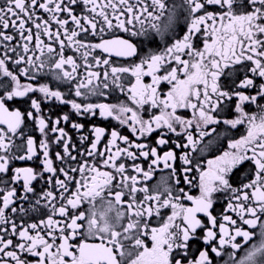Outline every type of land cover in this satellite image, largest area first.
<instances>
[{
	"label": "snow or ice",
	"instance_id": "6c2138e0",
	"mask_svg": "<svg viewBox=\"0 0 264 264\" xmlns=\"http://www.w3.org/2000/svg\"><path fill=\"white\" fill-rule=\"evenodd\" d=\"M178 7L186 14L182 38L159 53L144 52L152 33L163 39L173 31ZM113 57L140 61L121 66ZM163 82L170 85L166 93L159 91ZM117 92L126 99L105 102ZM260 100L264 0H182L172 7L167 0H0V264H214L213 256L228 248L230 264H264ZM14 103L26 107H10ZM50 103L70 110L53 119V110L43 107ZM248 105L259 111L249 113ZM109 119L121 127L92 123ZM221 125L225 132L217 134ZM240 125L246 134L230 139L205 167L195 155L215 142L204 144L205 138H227V130ZM141 158L150 160L147 171L136 163ZM34 160L37 167H14ZM161 164L175 185L162 178L151 189L141 186ZM193 172L195 197L179 188L181 175L193 184ZM37 181L47 188L31 201ZM221 195L227 206L217 216ZM42 208L49 214L23 219ZM168 208L163 224L149 229L146 218ZM257 227L258 243L236 259L238 238L249 243ZM194 241L205 247L188 259Z\"/></svg>",
	"mask_w": 264,
	"mask_h": 264
},
{
	"label": "flooded vegetation",
	"instance_id": "af4514ba",
	"mask_svg": "<svg viewBox=\"0 0 264 264\" xmlns=\"http://www.w3.org/2000/svg\"><path fill=\"white\" fill-rule=\"evenodd\" d=\"M182 3V0H167V4L169 5V7H172L173 5L179 6ZM186 14L183 13V10L180 9L179 7L177 8V23L175 28L173 29L172 32H170L169 34L165 35L163 37V39H161L160 36L155 35L154 33L151 34L152 37H154V39H152V43H147V41H145V48H144V52H146L148 49H151L152 51H155L157 53L163 51L166 47L170 46L175 39L177 38H182V36L184 35V32L186 31ZM137 27H139L137 25ZM121 36L126 37L127 33H117ZM105 38H111L110 36H107ZM151 38V37H150ZM197 46L202 48V43L200 40H197ZM144 52L141 53V55H144ZM69 54H71L69 52ZM97 55H102V53L97 52ZM187 58V57H185ZM114 63L121 65V66H128L134 63H139L140 61V57H134V58H117V57H113L112 58ZM173 66H175V64H173ZM170 70V69H169ZM161 75L164 74V72L162 71L160 73ZM127 81L130 82H135L134 78L131 77L130 75L126 77ZM51 81V77L48 78V80H41V83H46ZM27 82L26 80H24L22 78V83ZM143 82L144 84H150L152 82V78L150 76H145L143 78ZM54 83V82H53ZM257 83H259V80H257ZM127 86V84H126ZM170 88V85L167 84V82H163L161 83V85L159 86V91L162 93H166ZM66 91V89H64ZM251 91V90H250ZM252 94H254V92H252ZM37 95H39L37 93ZM126 97L124 95H120L118 92L115 93L114 95L110 96L105 102L108 103H116L119 101H123L125 100ZM259 103L261 105H264V100H260ZM10 107L15 108V107H21V108H25L26 104H21V103H14L11 104ZM45 112H47L49 109H52V115H53V119L55 118L56 115H59L60 113L63 112H68L70 109L67 106H59L57 107L55 104H44L43 105ZM246 111H248L249 113H256L259 111V109L257 108L256 105H248L246 107ZM159 110L158 109H153L151 114H158ZM178 114L183 116V117H190L191 116V110H184V109H180L178 110ZM143 115L144 118L147 119L150 115L149 111H148V107L145 106V109L143 110ZM73 120H77L78 118L76 116L73 115L72 117ZM80 122H84L87 123V121H80ZM92 123H100L101 126L106 127L109 131H111L113 128H117L119 129L121 126L114 120H105V121H99V120H95L92 121ZM70 134L73 136L74 140L77 139V134L75 132V130H72L69 126ZM87 131V129L85 130ZM217 134L221 133V132H225V126L221 125L220 127L217 128ZM123 134L125 135H130V133L128 132V130L125 128L123 129ZM246 134V125H240L237 126L236 129H229L227 130V138L225 137H214V136H208L205 138L204 140V144H207L209 140H214L215 142L212 144V146L209 148L208 151L204 152V153H200V152H196L195 155L197 158H199L200 156H203V163L205 164L206 167V162L208 159H212L217 155H220L223 151L227 150L228 148V142L230 139H239L242 135ZM37 140L40 139V135L39 133H35ZM156 135L157 134H153L151 139L154 141L156 139ZM172 139H175V137H172ZM181 141H183V138H181ZM101 148H103V145H101ZM59 149H53V152L58 151ZM168 150L167 147H165L162 151H166ZM178 154H179V150H177ZM199 162V159H198ZM40 161L39 160H34V161H16L14 163V167H27V166H32V167H37L39 165ZM129 167H131L132 162L128 161L127 162ZM137 164H140L146 171L148 170V165L150 164V160H144L143 158H141L140 160L136 161ZM59 165L57 164V167ZM249 165H245V168H248ZM134 174V173H133ZM192 177L193 179V184L190 186L188 184H186L184 182L183 176L181 175L180 177V183H179V188H183L184 191L189 194L192 195L193 197L198 196L199 195V177L198 174L196 172L192 173ZM162 178L167 180L168 184L171 185H175V181H176V177L171 176L170 172L166 169H163V165H160V168L158 170H156L153 175L151 176V178L146 182L145 185H141V186H147L149 189H151L154 185H157L159 182L162 181ZM142 179V177H141ZM235 179V178H233ZM35 185V191H36V195L33 196L32 194H29V199L31 201H35V199L40 196L42 194V190L47 188V185H45L42 181H37L34 182ZM22 191V189H21ZM185 206H191V202L190 201H182ZM99 203V202H98ZM23 205L25 208L29 207V202L28 201H17V206ZM227 204H226V198L224 196H217L216 197V203L214 204V215L217 216H221L224 212V209L226 208ZM88 205L85 204L81 207V210H84L85 208H87ZM47 214H49V210L48 209H41V212L38 213H29V216L27 217H23V219L27 222V223H31L33 221V219H40L43 218V216H46ZM171 214V209H162L161 210V214L160 216H153L151 218H146V219H150V224H149V229L151 227H159L161 224H163V222L166 220V218ZM231 215L235 217L234 214L230 213ZM114 215V213H113ZM59 218V217H56ZM19 222V220H18ZM126 223V221H125ZM248 227V226H245ZM255 232V236L254 238L247 244H245L242 241V238H238V242L242 244V247L239 250H236V259H238L239 257L243 256L245 253L246 248L251 247V244L253 243H258L260 237H259V227H257L256 229L252 230ZM149 246H150V240L146 241ZM205 246L198 242V241H194L192 248L189 250V255H188V259H195L198 256V248H204ZM129 251H134L133 249L129 248ZM233 250L231 248H228L225 250V252L223 253V255L221 257H215L213 256L214 259V264H226V262H228V264H230V261L233 259V257L230 256V253Z\"/></svg>",
	"mask_w": 264,
	"mask_h": 264
}]
</instances>
